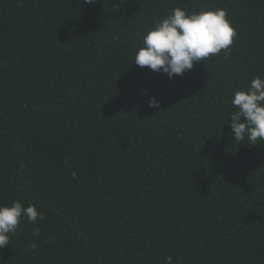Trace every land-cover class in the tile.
<instances>
[{"label": "trees", "instance_id": "16d2710c", "mask_svg": "<svg viewBox=\"0 0 264 264\" xmlns=\"http://www.w3.org/2000/svg\"><path fill=\"white\" fill-rule=\"evenodd\" d=\"M0 264H264V0H0Z\"/></svg>", "mask_w": 264, "mask_h": 264}]
</instances>
